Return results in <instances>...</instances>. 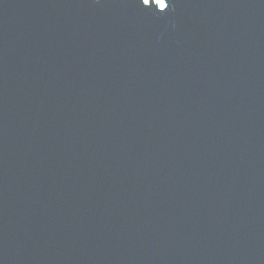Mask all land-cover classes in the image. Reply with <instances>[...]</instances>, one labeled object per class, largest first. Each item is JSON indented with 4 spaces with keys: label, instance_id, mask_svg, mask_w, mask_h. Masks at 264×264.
<instances>
[{
    "label": "water",
    "instance_id": "obj_1",
    "mask_svg": "<svg viewBox=\"0 0 264 264\" xmlns=\"http://www.w3.org/2000/svg\"><path fill=\"white\" fill-rule=\"evenodd\" d=\"M0 264H264V0H0Z\"/></svg>",
    "mask_w": 264,
    "mask_h": 264
},
{
    "label": "bare ground",
    "instance_id": "obj_2",
    "mask_svg": "<svg viewBox=\"0 0 264 264\" xmlns=\"http://www.w3.org/2000/svg\"><path fill=\"white\" fill-rule=\"evenodd\" d=\"M145 1H151V0H145ZM152 1H155L157 3H161L162 2V0H152Z\"/></svg>",
    "mask_w": 264,
    "mask_h": 264
}]
</instances>
